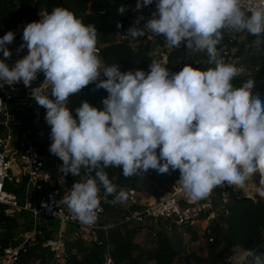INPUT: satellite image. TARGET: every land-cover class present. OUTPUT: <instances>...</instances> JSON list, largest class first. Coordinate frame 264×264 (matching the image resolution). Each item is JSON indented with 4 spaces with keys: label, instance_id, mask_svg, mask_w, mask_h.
Returning a JSON list of instances; mask_svg holds the SVG:
<instances>
[{
    "label": "clouds",
    "instance_id": "9594fccd",
    "mask_svg": "<svg viewBox=\"0 0 264 264\" xmlns=\"http://www.w3.org/2000/svg\"><path fill=\"white\" fill-rule=\"evenodd\" d=\"M153 2L136 0L135 8ZM155 9L142 28L130 27L127 36L137 41L146 34L162 35L170 50L184 43L190 51L206 52L214 67L185 64L170 73L158 61L149 64L148 72L105 66L97 28L59 6L24 26L20 47L28 51L11 70L0 59V82L22 81L27 87L38 72L44 74L50 96L38 94L35 100L46 109L49 151L62 161V173L76 177L84 170L87 175L64 197L86 225L98 219L101 188L105 197L125 198L109 179V167H120L125 177L149 169L161 174L179 170L178 182L193 201L220 186L243 191L249 184L264 198V99L251 80L235 87L232 81L242 69L217 60L225 32L246 33L259 43L264 6L250 7L246 0H155ZM125 11L123 5L117 9L118 15ZM142 19L138 16L136 24ZM14 35L8 31L0 37L4 58L11 56L6 44ZM90 83L107 92L102 109L82 101L70 110L68 98ZM253 174H259L258 185L252 183ZM228 264H264V253L234 248Z\"/></svg>",
    "mask_w": 264,
    "mask_h": 264
},
{
    "label": "trees",
    "instance_id": "16d2710c",
    "mask_svg": "<svg viewBox=\"0 0 264 264\" xmlns=\"http://www.w3.org/2000/svg\"><path fill=\"white\" fill-rule=\"evenodd\" d=\"M121 5L126 8V11L118 15L117 9ZM41 6L45 8L46 12H50L57 6L66 8L81 18L85 24H93L97 28L99 56L105 66L118 64L119 68L124 71L138 69L145 72L149 71L151 56L147 52L149 49L148 44L145 50L137 47V50L134 51L128 41H118L121 35H127L125 32L130 27H140V25L129 19L130 13L134 9L132 0H0V37L6 32L17 28L23 20L31 15L36 7ZM149 9L151 18L152 12L156 11L155 0L153 4L149 5ZM117 23L121 25L119 29L116 27ZM155 37L160 42L163 36ZM248 41L253 42L254 38L248 35ZM224 42L225 36L223 34V39L220 45L217 46L218 52ZM253 50L254 52L263 51L262 55L256 56L254 53L249 59V63L259 66L258 71L246 79L240 76L235 77L232 83L235 87H239L245 81L251 80L256 84L253 90L256 92L264 89L261 83L264 78V36L260 38L257 46L254 45ZM201 53L197 51L193 55H187L186 48L180 46L177 49H172L167 54V62L164 66L169 69L170 73L178 72L185 64H191L195 68L204 70L199 64H194L196 61L200 63L202 59L208 60L207 53ZM100 79H106V77L101 76ZM8 91L9 87L0 82V103L4 98V93ZM50 92L51 89L46 95L50 96ZM106 96V90L98 89L95 83H90L78 94L68 98L67 107L74 110L82 101H87L97 109H102V99ZM26 99L23 90L12 92V103L9 105L10 111L14 114L15 120L19 122L22 130L33 135L37 118L40 126L50 129L45 121L46 109L39 106L35 99ZM24 101L28 102L29 105L23 104ZM72 114L75 117L74 111ZM14 123L16 125V122ZM1 132L2 126L0 125V134ZM34 144L38 152L47 157L44 170L51 177L56 178L58 167L62 164V161L50 153V144L46 141H34ZM105 171L111 182H114L117 187L136 189L142 204H145L151 198H157L160 190L170 188L177 177L175 175L176 170L161 174L149 169L145 173H139L131 177H125L120 167H109ZM62 175L68 176L64 173ZM81 175L85 179L87 178L84 170L81 171ZM56 187L57 184L51 190L56 191ZM248 195L253 194H245L242 197L233 196L228 215L201 223L200 230L203 232L206 241L207 254L205 257H202L195 250L184 253L176 250L172 247L168 235L164 232L158 234L155 248L144 249L134 242V237L139 232L138 227L128 228L127 225L107 227V218L112 213V198H110V204L105 206V211L98 221L100 226L107 227L106 232L98 230V243L86 245L80 240L68 242L66 250L69 258L65 264H102L106 254L111 255L117 264H173V262L179 264H227L226 255L234 247H243L253 249L257 253H264V198ZM50 196H55V193L52 192ZM137 208H139L137 205L132 207V209ZM3 211L4 207L0 206V221H3L6 225H13V221ZM186 230L192 241H196L197 230L188 227ZM0 243L1 247L7 245L6 243ZM43 255V249L39 246H33L32 241H27L20 251L18 264L42 263Z\"/></svg>",
    "mask_w": 264,
    "mask_h": 264
},
{
    "label": "built area",
    "instance_id": "2783aa9c",
    "mask_svg": "<svg viewBox=\"0 0 264 264\" xmlns=\"http://www.w3.org/2000/svg\"><path fill=\"white\" fill-rule=\"evenodd\" d=\"M132 2L134 9L131 11L129 19L136 23L137 17L143 16L144 19L138 24L140 25L139 28H142L144 23L150 19L149 5L137 11L135 8L136 0H132ZM246 4L250 7L257 5L264 6V0H246ZM45 12V8L41 7L37 15L42 16ZM224 36L225 42L219 48L217 60L223 63L235 64L238 68L242 69L238 76L245 79L258 71L259 66H254L249 62L245 63L243 67V63L241 62L242 58L241 56H237V54L242 51H248L247 49H252V54L255 53L254 55L256 56L262 55L263 51L259 50L254 52L253 50L254 45L257 46L259 43L255 42V40L253 42L248 41V35L246 33L225 32ZM120 40L128 41L131 48L136 51L138 46L136 42H141V37L133 42L127 35H121L118 41ZM160 44L153 48V54H148L151 56V63L158 61L164 66L167 62V54L172 49L170 50L164 44V40H161ZM180 46L186 48L184 43H181ZM24 48H21V50ZM186 50L187 55H193L197 52L190 51L187 48ZM0 59L5 60L9 69L18 60L14 56L4 58L2 53H0ZM194 64L197 65L198 62L196 61ZM210 67H214V65L209 64L203 69ZM119 70L125 72L121 68ZM37 74L42 77V81L30 83L27 87L22 81L14 82L12 85L7 82H1V84L9 87V91L4 93V98L0 103V125L2 126V132L0 134V206L4 207V212L7 214H11L17 210L28 211L34 221L37 218L56 220L59 226L54 236L43 238L40 242H35L34 238H25L18 246L8 245L3 248L0 254V264H18L20 251L24 248L27 241H32L33 246H39L44 250L43 262H36L37 264H65L69 258L66 250V244L68 242L80 240L86 245L98 243V230H104L106 232L107 227L114 225H127L128 228L138 227L139 231L146 233L147 249H153L156 246L160 232L168 234L174 230H178L184 233L187 232L186 229L188 227L197 230L198 235H203V232L200 230L202 222H210L216 217L229 214V205L231 199L235 196L233 186H220L214 189L206 199L193 201L185 194L180 186L178 175L170 188L160 190L157 198H151L145 204H142L136 189L116 186L117 192L123 191L125 194V198L122 201H116L114 198L115 194L105 197L103 189L101 188V203L97 221L91 225L81 223L64 203V197L68 195L72 185H68L59 195H56L59 187L61 189V182L64 177L60 171L61 165L58 167L57 177H51L44 170L47 157L40 154L34 144V141H46L50 144V129L40 126L37 118L35 122V133L33 135L23 131L22 135L18 137L15 133V117L9 109V105L12 103V92L15 93L23 90L27 99H35L36 95H46L50 90V86H43L44 74L42 72H38ZM261 83L264 86V78L261 80ZM256 92L264 99V89ZM13 160L17 162L18 175L12 174ZM17 177L23 182L25 189V199L23 202H20L16 196L9 194L7 190L8 184H13L12 182ZM44 184H47L50 188H53L57 184L53 198L40 194L44 192ZM110 198H112V213L107 218L108 225L107 227L100 226L98 224L99 218L104 213L105 206L110 204ZM136 205L139 208L132 209ZM66 224H73L76 227L74 236L67 241L63 239V227ZM232 250L226 255L225 260L227 264L228 257L232 255ZM102 264L117 263L111 255L106 254Z\"/></svg>",
    "mask_w": 264,
    "mask_h": 264
},
{
    "label": "crops",
    "instance_id": "0c3cea01",
    "mask_svg": "<svg viewBox=\"0 0 264 264\" xmlns=\"http://www.w3.org/2000/svg\"><path fill=\"white\" fill-rule=\"evenodd\" d=\"M16 164L17 162L13 160L12 174L14 173L18 175V167ZM82 180H84V177L82 175L73 177L71 174H68L67 177L64 176L61 182V189L59 187V190H57L58 192H56V195L57 194L59 195V193H61L63 189H66L68 185H73L75 182L82 181ZM12 183L13 184H8V187H7L8 193L11 194L12 196H16L20 202H23L25 199V189H24L23 182L19 180V178L17 177L16 180ZM52 190L47 184H44V192L40 194L53 198L54 196H50V195L52 192L55 193V191H52ZM234 195L236 197H242V195L239 196L235 192V189H234ZM254 196H257V195L255 194L251 195V197H254ZM3 213L8 218H10L14 224L6 225L4 224L3 221H0V242L7 244L6 246L1 247L2 245L0 243L1 250L7 247L8 245L18 246L25 240V238L27 239L34 238L35 242H40L43 238L54 236V234L56 233L55 231L58 230V228L55 230V228H53V226L50 225L49 219L37 218L34 221L28 211L17 210V211H13L11 214H7L3 211ZM63 229H64L63 239L65 241L73 237L74 233L76 232V227L73 224H66L63 227ZM181 233L182 232L178 231L175 233L176 235L172 234V232L168 233L167 235H168V238L173 248H175L176 250H179L180 252H182V250L186 248L185 250L186 252H188L189 245H187L186 241H184V243H180L179 238L177 237L178 235H181ZM186 234L187 233L185 232L182 233L183 236H186ZM146 239H147L146 233L144 231H139L134 237V242L141 248L147 249L148 244L146 243ZM32 264H37V263L34 262Z\"/></svg>",
    "mask_w": 264,
    "mask_h": 264
},
{
    "label": "rangeland",
    "instance_id": "374dc122",
    "mask_svg": "<svg viewBox=\"0 0 264 264\" xmlns=\"http://www.w3.org/2000/svg\"><path fill=\"white\" fill-rule=\"evenodd\" d=\"M43 7V6H41ZM41 7H36L32 12L31 15L29 17H27L25 20H23L18 26L17 28L13 29L12 32L15 34L14 35V39L12 41L11 44H7V48L9 49V51L11 52V56L16 57L18 60L23 58L24 55L27 54V48L25 47L23 50L21 49V44L23 43L21 40L22 39V31L23 28L26 24L30 23V22H34V21H38L39 19H41V16L37 15V12L40 10ZM144 7H142L143 9ZM164 37H162L161 40ZM132 39V38H131ZM133 42H135V40L132 39ZM160 42L156 41V37L155 35H151V34H147L144 37H141V42H136V44L138 45L137 47L141 50H145L146 45H149V49H148V53L153 54V48L156 47L157 45H161ZM18 50V51H17ZM248 51H242L239 52L237 54V56H241L242 60L241 62L243 63L242 66L244 67L245 63L249 62L250 56L252 55V49H247ZM14 52V53H13ZM25 52V53H24ZM21 53V54H20ZM205 53V52H204ZM203 54V52L201 53ZM198 64L200 65L201 68H205L206 66L209 65L208 60L207 59H202L200 61V63L198 62ZM11 70V69H10ZM23 104H26L27 106L29 105L28 102L24 101ZM16 122V126H15V133L16 135L21 136L22 135V128L19 124V122L17 120H15ZM171 172V170L169 171V173ZM175 175H179V170H176ZM50 225L53 226V228H55V230L58 228V222L56 220H49ZM178 232V230H174V232H172V234L176 235L175 233ZM187 231V230H186ZM56 232V231H55ZM186 236H183L182 233L181 235H178L177 237L179 238L180 243H184V241H186L188 246V251L191 250H195L198 254H200L202 257H205L207 252H206V241L203 235H198L196 241H192L191 237L189 236L188 232ZM186 237V238H185ZM190 237V238H189ZM191 239V240H190ZM204 240V241H203ZM146 249V248H145ZM186 249V248H185ZM183 249L182 252H186V250ZM181 252V253H182ZM174 264H179L177 262H175Z\"/></svg>",
    "mask_w": 264,
    "mask_h": 264
},
{
    "label": "bare ground",
    "instance_id": "6f19581e",
    "mask_svg": "<svg viewBox=\"0 0 264 264\" xmlns=\"http://www.w3.org/2000/svg\"><path fill=\"white\" fill-rule=\"evenodd\" d=\"M21 50V49H20ZM18 51V50H17ZM14 53V52H13ZM25 53V52H24ZM21 54V53H20ZM25 56V55H24ZM44 82V81H43ZM259 174H253V177H252V183L258 185V182H259ZM235 189V188H234ZM235 192L238 194V195H245V194H255L254 192V189L252 188V185L249 184L248 186H246V188L241 191V190H238V189H235ZM248 196H251V195H248Z\"/></svg>",
    "mask_w": 264,
    "mask_h": 264
},
{
    "label": "water",
    "instance_id": "95a60500",
    "mask_svg": "<svg viewBox=\"0 0 264 264\" xmlns=\"http://www.w3.org/2000/svg\"><path fill=\"white\" fill-rule=\"evenodd\" d=\"M41 81H42V77L39 74H37L36 79L32 80L30 83H38Z\"/></svg>",
    "mask_w": 264,
    "mask_h": 264
}]
</instances>
